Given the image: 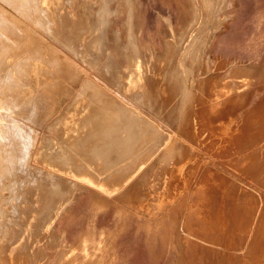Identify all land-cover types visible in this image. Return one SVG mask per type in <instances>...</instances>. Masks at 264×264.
<instances>
[{"label":"rangeland","instance_id":"obj_1","mask_svg":"<svg viewBox=\"0 0 264 264\" xmlns=\"http://www.w3.org/2000/svg\"><path fill=\"white\" fill-rule=\"evenodd\" d=\"M79 1L0 0V264H264V0H197L198 14L188 0H130L137 18L131 27L121 0L101 14L94 0L98 21L81 25ZM86 29L95 43L82 39ZM191 32L194 47L178 70L177 44ZM135 62L149 67L148 81L122 84ZM186 73L194 81L193 135L201 149L169 199L157 197L165 168L154 172L142 210L125 198L129 185L105 194L39 174L52 171L48 161L58 153L47 145L58 139L56 121L82 84L172 126ZM45 139L46 157L35 161Z\"/></svg>","mask_w":264,"mask_h":264},{"label":"bare ground","instance_id":"obj_2","mask_svg":"<svg viewBox=\"0 0 264 264\" xmlns=\"http://www.w3.org/2000/svg\"><path fill=\"white\" fill-rule=\"evenodd\" d=\"M112 1H115L117 5H120L119 0H99L97 11L100 14L102 12H106L110 2ZM121 1L124 4L123 7L126 13L124 25L126 27H131L132 24L135 25L133 23L134 18L137 19L134 9L132 8L131 1L130 0H121ZM208 1L209 0H205V2H208ZM188 3H189L190 8L194 9L196 7L197 0H188ZM93 4H94V0H80L79 1V5L81 6V9H78V21L80 22L81 25H84L87 22L88 18H89V23L91 24L98 21L99 18L97 19L95 14L92 12L91 7ZM209 6L210 4L208 3L207 7ZM22 9L23 8L21 7V10ZM194 11L196 14L200 12L199 8L197 7L194 9ZM25 15L27 14L25 13ZM215 17L217 16L215 15ZM10 18H13V17L11 16L9 17V19ZM208 18L210 20L214 18L213 12H209ZM7 30H4V31H6L7 34H10L11 32L8 33ZM169 30H170L171 38L174 39L175 34L173 33L172 28L169 27ZM186 35H187L186 38L183 40H180L181 43L177 44L179 46H178L177 57L175 59V65L178 68V70L184 69L185 57L187 54H189L190 49L194 47L193 43L190 40V37L193 36L194 34L191 32ZM11 36L8 38L11 39L12 38ZM89 36L94 37L93 43H95L96 42L95 32L92 33L89 29L84 30L82 33V39L85 40ZM182 38H184V36H182L181 39ZM89 52L86 50H82L83 57L92 58L90 54H88ZM14 53L17 54V52H14ZM194 54L196 56V53ZM102 56L103 55L98 54L97 52V54L94 57L99 62ZM127 69L129 71V77L126 80V82L122 84H125L128 86H142L148 81V75L151 74L150 73L151 71L148 70L149 67L146 64H141L140 62H135L129 65ZM150 70H154V66ZM182 82H183V88H182V92L179 97V104L177 107L176 118L172 126H166L167 124L166 125L160 124L159 122H156L154 119L144 114H141L137 109L131 107L128 103H126L124 98H122L121 96H118V95H111L110 97L103 96L99 93L98 90H96V92L93 91V89H91L90 87L93 84L89 82L88 83L85 82L84 84H82V86L84 87L83 93L77 95L72 100V102L69 103V106L66 109L67 111L66 113H64V117L56 121L59 125V128L56 130L58 139L55 142L54 140H52L51 143L47 145L46 150L49 149L50 151H54L58 153L55 155V158L48 161V166L52 169V171L44 170V171H40L41 172L40 173L38 170L39 174H42V172H45L47 175L52 176L51 178L54 180H57V178L64 179L68 182V185H70L72 189H75L76 186H78V184L87 185V183H89L88 185H96L95 187H97V189H100V188L103 189L102 191L105 194L119 191L120 188L122 187L125 188L126 185H129L128 187H126L125 191L123 192L125 198L128 201H131L132 203H134L138 209L142 210V208L145 207V205L147 204V202L153 195V191L149 183L151 181V178L154 176V172L157 170H161L162 168H165L163 170L164 171L163 178L165 181V186H164V189L162 188V190L159 191V193H157V197H158L159 202H163L166 199H169L174 193V191H172L174 185L176 184L175 189L183 185L184 169L188 163L195 160L197 154L200 153L199 151L201 149L199 137H196L195 135H193L195 132V110H194L195 108L194 99L195 98H194V93L192 92L194 81H193L191 73H186L182 79ZM18 92L20 93V91ZM1 116H4V115H1ZM11 122L15 124L14 121H11ZM11 122L9 124H11ZM14 132L15 131H12L11 133H14ZM1 134L2 133H0V135ZM11 136L13 137H8V139L14 138V134H12ZM15 139L16 138H14L13 141H16ZM49 140L50 139H45L43 141L41 140L42 142L37 144L38 145V148H36L37 152L36 153L33 152L35 161H41L43 158L46 157L45 151H41V148ZM9 142H12V141L10 140ZM29 142H31L29 144L31 149L28 152V154H27V151H28L27 149L26 151L27 157L32 156L31 151H32V147L35 146L36 137L35 139H31ZM13 144L15 143L13 142ZM8 145H10V143ZM19 145H18V148H19ZM13 147H11V149ZM14 149H16V147ZM22 149L23 148L21 147L20 151H23ZM182 150H185L186 152H181ZM7 154L10 155L9 153ZM165 154H168L167 156L168 158L166 157L160 158L161 155H165ZM17 155H18V151L16 152V156ZM8 159H11V156ZM14 162H17V160H15ZM28 163L30 162L28 161ZM144 168L146 169L142 173V170ZM65 176H71L74 179H72V181H69L67 178H65ZM140 182L142 183V186H143L141 189L137 191H133V192L129 190L130 187L132 186V183H140ZM78 190L80 191V189ZM73 193H75V190ZM101 196L103 197V195ZM52 224L53 223H51L50 228L52 227ZM97 247H100V246H97ZM95 251L96 250H94V252ZM100 253H103V252H100ZM87 260L89 261V259Z\"/></svg>","mask_w":264,"mask_h":264}]
</instances>
